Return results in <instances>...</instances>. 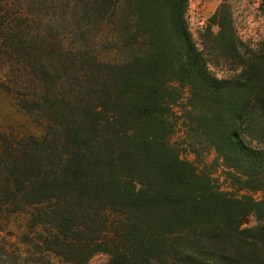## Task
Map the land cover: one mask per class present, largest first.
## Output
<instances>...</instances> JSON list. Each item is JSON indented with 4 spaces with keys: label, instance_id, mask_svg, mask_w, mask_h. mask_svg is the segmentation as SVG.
I'll list each match as a JSON object with an SVG mask.
<instances>
[{
    "label": "trees",
    "instance_id": "obj_1",
    "mask_svg": "<svg viewBox=\"0 0 264 264\" xmlns=\"http://www.w3.org/2000/svg\"><path fill=\"white\" fill-rule=\"evenodd\" d=\"M46 2L75 39L0 0V89L43 130L0 135V219L46 264H264V38L225 3L197 44L189 0ZM211 151L229 189L199 168ZM24 259L0 241V264Z\"/></svg>",
    "mask_w": 264,
    "mask_h": 264
},
{
    "label": "rangeland",
    "instance_id": "obj_2",
    "mask_svg": "<svg viewBox=\"0 0 264 264\" xmlns=\"http://www.w3.org/2000/svg\"><path fill=\"white\" fill-rule=\"evenodd\" d=\"M44 2H46V0H22V7H25V19L28 23H33V26L35 23L37 32L41 36L54 34L58 35L59 39L64 41L67 39H75L76 36L73 34V26L75 27V23L72 22V20L74 21L73 17L67 18L64 15L63 19L65 20H63L64 25L62 26L58 11L56 10L57 14H54L55 10L48 7V2H46V4ZM209 3L208 6L202 7L200 2V8L196 9V11L194 10L193 13L189 12L190 7L188 6V26L197 44L200 43V36L209 25L210 17L223 3L228 6L237 35L247 45L256 48L257 44L264 38V0H260L257 6L244 0H220L217 5H214L212 1H209ZM215 29L216 28L213 27L214 31ZM0 63L4 64V61L1 60ZM211 71L217 77H226L233 74V71L225 66H211ZM1 76L2 75H0V82L7 85V80L1 79ZM184 92L186 93V91ZM175 109L179 111L177 107H175ZM37 123L39 122L32 121L31 118L16 105L14 99L8 92L0 89V135L6 134V136L15 138L40 136L43 130ZM183 137L184 134L180 126H178L176 132L171 137V141L178 142ZM182 156L186 159L193 160V156L188 152L182 153ZM214 157V152L211 151L208 153L204 158L203 164L199 165V168L212 173V176L221 188L229 189L224 170L219 165L218 161L214 160ZM262 195L263 194L260 192L255 193V197L257 198L262 197ZM14 220L15 218H13L7 226V224L0 219L1 243H6L20 249L22 254L25 255L24 264H46L45 262L48 259L47 254L40 253V250L34 245L21 244V239L17 238L19 235V231L16 228L17 221ZM254 224V217H249L244 223V225L247 226ZM17 253L15 252V255ZM106 260L107 256L105 254H97L92 257L87 264H105ZM51 263L64 264L61 259L55 257L51 258Z\"/></svg>",
    "mask_w": 264,
    "mask_h": 264
},
{
    "label": "built area",
    "instance_id": "obj_3",
    "mask_svg": "<svg viewBox=\"0 0 264 264\" xmlns=\"http://www.w3.org/2000/svg\"><path fill=\"white\" fill-rule=\"evenodd\" d=\"M202 6H208L209 1H212L214 5H217L220 0H200ZM247 2H251L253 5L257 6L260 3V0H244Z\"/></svg>",
    "mask_w": 264,
    "mask_h": 264
},
{
    "label": "crops",
    "instance_id": "obj_4",
    "mask_svg": "<svg viewBox=\"0 0 264 264\" xmlns=\"http://www.w3.org/2000/svg\"><path fill=\"white\" fill-rule=\"evenodd\" d=\"M200 2V0H189V12L193 13L194 10L196 11V9L200 8Z\"/></svg>",
    "mask_w": 264,
    "mask_h": 264
}]
</instances>
